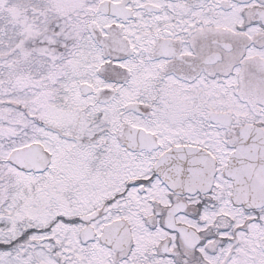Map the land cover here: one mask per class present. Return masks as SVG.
<instances>
[{
  "label": "snow or ice",
  "instance_id": "6c2138e0",
  "mask_svg": "<svg viewBox=\"0 0 264 264\" xmlns=\"http://www.w3.org/2000/svg\"><path fill=\"white\" fill-rule=\"evenodd\" d=\"M0 264H264V0H0Z\"/></svg>",
  "mask_w": 264,
  "mask_h": 264
}]
</instances>
